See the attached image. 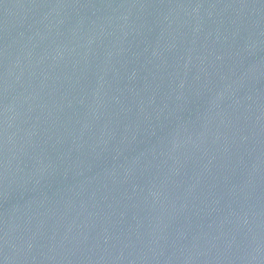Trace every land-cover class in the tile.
<instances>
[{
    "label": "water",
    "instance_id": "95a60500",
    "mask_svg": "<svg viewBox=\"0 0 264 264\" xmlns=\"http://www.w3.org/2000/svg\"><path fill=\"white\" fill-rule=\"evenodd\" d=\"M0 264H264V0H0Z\"/></svg>",
    "mask_w": 264,
    "mask_h": 264
}]
</instances>
